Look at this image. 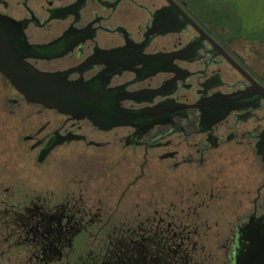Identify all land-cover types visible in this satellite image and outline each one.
Masks as SVG:
<instances>
[{
	"label": "flooded vegetation",
	"instance_id": "1",
	"mask_svg": "<svg viewBox=\"0 0 264 264\" xmlns=\"http://www.w3.org/2000/svg\"><path fill=\"white\" fill-rule=\"evenodd\" d=\"M218 0H0V264H264V41Z\"/></svg>",
	"mask_w": 264,
	"mask_h": 264
},
{
	"label": "trees",
	"instance_id": "2",
	"mask_svg": "<svg viewBox=\"0 0 264 264\" xmlns=\"http://www.w3.org/2000/svg\"><path fill=\"white\" fill-rule=\"evenodd\" d=\"M235 13L234 26L249 40L264 41V0H218Z\"/></svg>",
	"mask_w": 264,
	"mask_h": 264
}]
</instances>
